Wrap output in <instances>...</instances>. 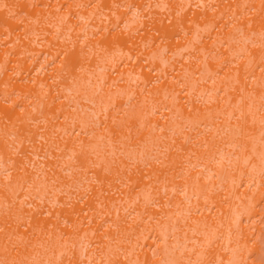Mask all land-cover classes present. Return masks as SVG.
I'll list each match as a JSON object with an SVG mask.
<instances>
[{
    "label": "rangeland",
    "instance_id": "374dc122",
    "mask_svg": "<svg viewBox=\"0 0 264 264\" xmlns=\"http://www.w3.org/2000/svg\"><path fill=\"white\" fill-rule=\"evenodd\" d=\"M0 264H264V0H0Z\"/></svg>",
    "mask_w": 264,
    "mask_h": 264
}]
</instances>
